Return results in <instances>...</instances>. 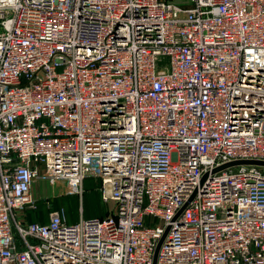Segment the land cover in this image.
Returning <instances> with one entry per match:
<instances>
[{
  "label": "built area",
  "instance_id": "built-area-1",
  "mask_svg": "<svg viewBox=\"0 0 264 264\" xmlns=\"http://www.w3.org/2000/svg\"><path fill=\"white\" fill-rule=\"evenodd\" d=\"M264 0H0V264H264ZM113 202L28 222L37 178Z\"/></svg>",
  "mask_w": 264,
  "mask_h": 264
},
{
  "label": "rangeland",
  "instance_id": "rangeland-1",
  "mask_svg": "<svg viewBox=\"0 0 264 264\" xmlns=\"http://www.w3.org/2000/svg\"><path fill=\"white\" fill-rule=\"evenodd\" d=\"M101 182L98 178H85L78 192H70L65 181L49 178H37L31 186L33 207L25 210L28 221L44 222L50 210L63 208L67 221L73 223L88 216H101L109 212L114 204L105 202L101 197Z\"/></svg>",
  "mask_w": 264,
  "mask_h": 264
},
{
  "label": "water",
  "instance_id": "water-1",
  "mask_svg": "<svg viewBox=\"0 0 264 264\" xmlns=\"http://www.w3.org/2000/svg\"><path fill=\"white\" fill-rule=\"evenodd\" d=\"M237 164H257V165H264L263 161H256V160H239V161H234V162H230V163H226L216 169H214L215 171L226 168V167H230L233 165H237Z\"/></svg>",
  "mask_w": 264,
  "mask_h": 264
},
{
  "label": "trees",
  "instance_id": "trees-1",
  "mask_svg": "<svg viewBox=\"0 0 264 264\" xmlns=\"http://www.w3.org/2000/svg\"><path fill=\"white\" fill-rule=\"evenodd\" d=\"M107 213H108V212H106L104 215H101V216H88L87 218H92V217H99V218H102V217L106 216ZM27 221H28V220H27ZM28 222H36V221H28ZM45 222H47V220L44 221V222H42V223H45ZM73 222H75V221H73Z\"/></svg>",
  "mask_w": 264,
  "mask_h": 264
}]
</instances>
